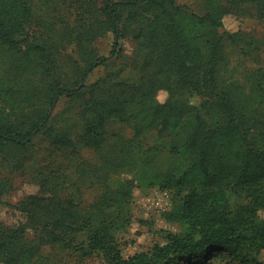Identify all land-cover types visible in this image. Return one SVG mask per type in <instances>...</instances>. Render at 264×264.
<instances>
[{
  "label": "trees",
  "instance_id": "16d2710c",
  "mask_svg": "<svg viewBox=\"0 0 264 264\" xmlns=\"http://www.w3.org/2000/svg\"><path fill=\"white\" fill-rule=\"evenodd\" d=\"M228 1H243L264 15V0ZM225 8L198 14L176 0H101L100 29L113 33V46L129 35L133 50L124 64L87 83L109 58L93 53L91 27L67 28L57 41L51 25L46 34L36 33L28 0H0L6 77L0 153L25 151L39 134L52 154L72 146L65 133H45L60 98H82V139L100 160L95 166L77 152L70 165L50 160L40 193L15 204L24 221L0 219V264H202L208 252L243 262L264 250V68L251 73L247 86L219 76L218 66L228 59L225 42L236 43L242 33L224 28ZM68 45L72 51L65 53ZM160 88L167 91L162 103ZM18 90L27 105L15 108L7 100ZM191 94L200 96L197 104L189 102ZM108 119L128 125L132 136L104 133ZM150 131L156 140L144 143L141 136ZM115 172L133 174L111 188L109 173ZM135 181L172 193L166 214L181 229L167 232L163 244L124 257L117 225L127 222ZM91 185L103 191L83 208L77 195ZM10 188L0 176V200ZM240 193L244 201L232 205L230 196ZM44 245L52 246L53 256L42 254Z\"/></svg>",
  "mask_w": 264,
  "mask_h": 264
},
{
  "label": "rangeland",
  "instance_id": "374dc122",
  "mask_svg": "<svg viewBox=\"0 0 264 264\" xmlns=\"http://www.w3.org/2000/svg\"><path fill=\"white\" fill-rule=\"evenodd\" d=\"M32 12V25L36 27V33L46 34V25H51L53 30L58 31L57 41L60 37H65V30L73 27L78 30H88L91 27L90 46L93 53L102 56H109L105 65L95 67L86 78L87 83H91L102 76L107 69L116 68L118 64H124L125 59L129 57L133 50L134 40L129 35H122L113 46V33L110 30L100 29V23L95 19L100 16L96 10L101 4V0H28ZM177 3L185 5L192 11L203 14L210 7L214 10H223L221 15L223 26L229 31L242 32L236 43L229 40L225 42L227 54V64L218 66V74L221 78L235 79L239 84L249 85L248 78L256 68H264V15L256 12L255 8L248 3L239 1L233 5L227 0H176ZM93 11V13H92ZM71 45L64 50L70 53ZM86 45L82 44L81 49ZM114 48V49H113ZM242 49V50H241ZM112 50L114 51L111 54ZM3 55L0 52V88L5 83V72L1 60ZM7 72V70L5 69ZM39 78L40 76L37 75ZM24 84V81L17 83L18 88ZM14 89L16 84H12ZM3 93V92H2ZM24 91H14L11 94L12 99L7 103L15 104L21 107L23 104ZM4 95V96H8ZM156 98L159 102H164L167 98V91L163 88L158 89ZM189 102L197 104L200 96L191 94L188 96ZM29 103V102H28ZM29 107V106H28ZM10 111V114H13ZM51 113V110L49 111ZM82 98L69 99L62 97L54 106L51 116L48 120V132L65 133L73 141L72 146L62 147L52 154V146L48 138L43 135H37L34 144L29 149L11 148L3 156L0 153V176L11 182V188L2 195L0 200V219L6 224H17L24 221V214L19 212L15 204L24 196L40 193L41 183L49 175L48 169L51 166V159L57 162H65L70 165L75 161L77 152L84 159L93 165H100L98 150L93 147L85 146L82 136L84 135ZM104 133L118 132L126 137L132 136V129L125 123L116 119H108L100 128ZM155 132L150 131L141 136L144 143L152 144L156 138ZM168 137L162 138L166 141ZM56 148V147H55ZM55 150V149H54ZM58 150V149H57ZM20 163V165L18 164ZM95 169V168H94ZM135 172V171H134ZM96 173V170H94ZM132 172L128 173H109V185L116 187L120 182L119 178H130ZM136 173V172H135ZM132 187L130 214L126 223H120L116 236L119 240L121 253L124 257L132 255L135 252L147 250L155 243L163 244L167 232H178L181 229L179 223L169 220L166 211H160L153 206V196L156 195L157 186H148L135 181ZM139 183V184H138ZM103 189L99 185L83 186L79 195L81 207H88L93 200L101 194ZM175 191V190H174ZM184 191L175 195L177 201ZM77 194V193H76ZM172 198V193H171ZM244 201L243 194H233L230 196L232 205ZM32 233V231H30ZM44 256H53L51 245H44L41 249ZM208 252L202 264H264V250L254 257V260L247 259L240 262L238 259L225 253L212 255ZM55 259L53 258L52 261Z\"/></svg>",
  "mask_w": 264,
  "mask_h": 264
},
{
  "label": "built area",
  "instance_id": "2783aa9c",
  "mask_svg": "<svg viewBox=\"0 0 264 264\" xmlns=\"http://www.w3.org/2000/svg\"><path fill=\"white\" fill-rule=\"evenodd\" d=\"M153 196V206L160 211H166L171 205V197L167 190L156 189Z\"/></svg>",
  "mask_w": 264,
  "mask_h": 264
}]
</instances>
